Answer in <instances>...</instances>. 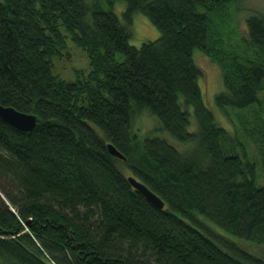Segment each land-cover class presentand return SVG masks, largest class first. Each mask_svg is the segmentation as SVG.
<instances>
[{
	"label": "trees",
	"instance_id": "trees-1",
	"mask_svg": "<svg viewBox=\"0 0 264 264\" xmlns=\"http://www.w3.org/2000/svg\"><path fill=\"white\" fill-rule=\"evenodd\" d=\"M233 1L0 0V105L37 118L30 131L0 118V264H264L249 250L264 245V180L194 60L220 70L217 109L261 108L264 3L241 35ZM136 13L160 34L138 48ZM68 42L89 60L73 80L53 71ZM142 113L155 124L138 134Z\"/></svg>",
	"mask_w": 264,
	"mask_h": 264
},
{
	"label": "rangeland",
	"instance_id": "rangeland-1",
	"mask_svg": "<svg viewBox=\"0 0 264 264\" xmlns=\"http://www.w3.org/2000/svg\"><path fill=\"white\" fill-rule=\"evenodd\" d=\"M263 3V0H234L230 6H228L230 19L232 18L234 23V25L231 24V27H234L238 34H244L246 19L253 14H258L259 11L262 12ZM118 5L120 6L118 7ZM124 7V4L118 3L115 6V10L123 11ZM232 28H230L229 31H232ZM131 32L132 36L129 40V44L136 48L140 47L143 42L157 39L160 35L158 30L148 19L139 13L134 14L132 18ZM229 42L237 46L242 53L243 47L241 48L238 45L235 37H231ZM67 51L69 52L67 57L64 56L62 59L54 60L53 71L65 80H73L77 76L88 71L89 60L84 50L69 42ZM115 58L121 61L123 60V54L117 52ZM194 60L197 66L202 70L203 76L198 83L201 87L206 105L212 109L216 122L220 126L226 128L229 133L235 131L239 134L245 144V150L248 156L256 164L257 172L260 174V179L263 181L264 137L262 136V132H264V95L260 96L262 100V105H260L261 108L259 110L256 108L246 110L245 113L243 112V116H238L236 112L232 110H219L214 105L213 98L221 89L220 70L203 54H196ZM154 124V119L147 113L136 115L132 121L133 130L138 134L148 131ZM257 183L259 185L264 184V182L261 181H257ZM249 250L253 255L261 256L264 254V245L253 246L250 247Z\"/></svg>",
	"mask_w": 264,
	"mask_h": 264
},
{
	"label": "water",
	"instance_id": "water-1",
	"mask_svg": "<svg viewBox=\"0 0 264 264\" xmlns=\"http://www.w3.org/2000/svg\"><path fill=\"white\" fill-rule=\"evenodd\" d=\"M0 118L10 126L20 131H30L36 124V116L29 113L19 112L13 107H5L0 105ZM108 152L120 159L125 157L110 143L106 145ZM127 181L130 185L137 190L142 196L154 207L162 209L164 206L163 201L154 194L146 185L138 181L133 176H128Z\"/></svg>",
	"mask_w": 264,
	"mask_h": 264
}]
</instances>
